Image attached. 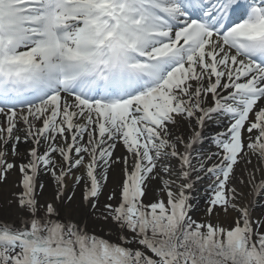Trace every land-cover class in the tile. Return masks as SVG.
Returning a JSON list of instances; mask_svg holds the SVG:
<instances>
[{"label": "snow or ice", "instance_id": "6c2138e0", "mask_svg": "<svg viewBox=\"0 0 264 264\" xmlns=\"http://www.w3.org/2000/svg\"><path fill=\"white\" fill-rule=\"evenodd\" d=\"M221 119L216 151L199 152ZM20 143L33 147L16 164ZM241 164L246 204L231 183ZM115 165L119 195L100 210ZM13 169L0 264H264V216H253L264 199V0H0V183ZM43 175L51 201L39 198ZM205 178L195 219L191 191ZM78 186L117 240L61 216Z\"/></svg>", "mask_w": 264, "mask_h": 264}, {"label": "bare ground", "instance_id": "6f19581e", "mask_svg": "<svg viewBox=\"0 0 264 264\" xmlns=\"http://www.w3.org/2000/svg\"><path fill=\"white\" fill-rule=\"evenodd\" d=\"M227 123L228 121L226 119L209 122L204 128V136H205L204 142L202 145L197 146L198 151L201 153H211V152L216 151L212 138L217 133L224 131L225 125ZM179 131L181 134L187 135L189 130L187 129L186 125L182 124ZM21 135H23V133H21ZM31 147H33L31 143H20L18 145L20 156L13 157L11 155V152L9 151V156H8L9 161H14L16 164H19L21 162H27L28 150ZM124 152L125 150L123 146L118 145L114 155L122 156ZM172 161L176 162V166L174 168L178 170L179 169L178 161L175 159H172L171 160L172 165L173 164L175 165V163ZM255 163L256 161L255 159H253V164ZM242 169H243V165L241 164V166L236 169L237 179L231 181V183L234 184L239 191L244 193L241 203L246 204L248 201L252 200L253 197L248 194L250 191V188L244 185H241L239 183L240 176L246 175V173L242 172ZM257 177L259 178V174H257ZM18 179H19L18 169H13L9 173L7 183H0V219L12 220L15 218V205L10 206L8 201L13 199L12 194L19 190L15 187L16 183L18 182ZM41 179L45 183V189L40 194V197H39L40 201L41 202L51 201L52 197L55 194L56 185L52 181V178L50 175H43L41 176ZM122 180H123L122 165H115L109 171V179H108L107 185L104 188L103 194L100 196V201L108 202L105 200L103 195L107 192H112L113 190H115L118 196L119 186ZM210 184H211V180L205 178L203 180L197 181L194 185V188L191 191V196H192L191 202L195 203L194 208L198 207V211H195V212L199 218H202L205 214L206 203H204L203 201H204V198L207 196V193H209L210 191L209 189ZM69 186L71 187V181H69ZM149 187H150V190L146 194L145 199L146 201H154L157 198V189L161 187L160 181L159 180L152 181ZM82 193H83L82 186H78L71 204L65 203L61 207V216L70 217L72 219H80L81 217H84L87 221V225L89 229H95L97 233L101 235L110 231L111 235L108 236L107 238L112 240V237H111L112 233L117 231L116 226L112 224L111 222L105 223L102 220L97 219L95 216H97L98 213L93 214L92 210L83 204ZM261 205H264V199H259L257 201V206L253 209V216L256 218L264 216V207H262ZM99 208L100 210H103L100 204H99ZM237 215L238 213L236 212H230L228 219L232 220ZM221 218L223 219V214L221 215Z\"/></svg>", "mask_w": 264, "mask_h": 264}, {"label": "rangeland", "instance_id": "374dc122", "mask_svg": "<svg viewBox=\"0 0 264 264\" xmlns=\"http://www.w3.org/2000/svg\"><path fill=\"white\" fill-rule=\"evenodd\" d=\"M172 162H174V161H172ZM175 163V165L173 164V167H175L176 166V162H174ZM160 184H161V182H160ZM104 191V190H103ZM110 193H112V192H107V193H105L104 195H103V197L105 198V200L106 201H108V196H109V194ZM210 194H211V192L209 191V193H207V196L204 198V203H206L207 202V199H208V197L210 196ZM145 202H148V201H146V199H145ZM105 203H107V202H102V201H100V199H99V204L102 206V208H103V205L105 204ZM192 203V205H193V207H192V210H191V212H190V215L193 217V218H195V219H200L199 217H198V215L196 214V212L195 211H198V207H196V208H194V206H195V203H193V202H191ZM194 208V209H193ZM93 216H95V215H93ZM96 217V216H95ZM118 235H119V232H118V230L116 231V232H113L112 233V240H117V237H118Z\"/></svg>", "mask_w": 264, "mask_h": 264}]
</instances>
